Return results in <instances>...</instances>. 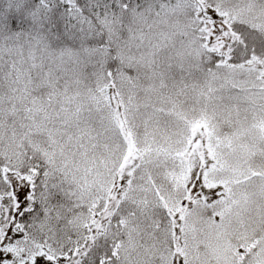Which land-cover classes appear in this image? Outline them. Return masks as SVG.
Instances as JSON below:
<instances>
[{"label": "snow or ice", "instance_id": "1", "mask_svg": "<svg viewBox=\"0 0 264 264\" xmlns=\"http://www.w3.org/2000/svg\"><path fill=\"white\" fill-rule=\"evenodd\" d=\"M0 264H264V0H0Z\"/></svg>", "mask_w": 264, "mask_h": 264}]
</instances>
